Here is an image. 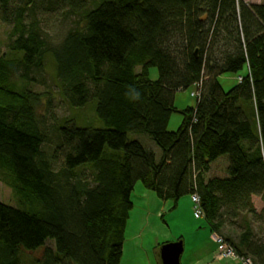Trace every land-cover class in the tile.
Instances as JSON below:
<instances>
[{"label":"trees","instance_id":"16d2710c","mask_svg":"<svg viewBox=\"0 0 264 264\" xmlns=\"http://www.w3.org/2000/svg\"><path fill=\"white\" fill-rule=\"evenodd\" d=\"M56 11L78 21L52 47L37 16ZM0 22L12 55L0 50V181L18 203H0V264H120L137 183L174 205L196 194L214 235L241 220L238 242L225 241L264 264V209L251 200L264 204V3L0 0ZM49 62L61 101L92 105L101 128L71 117L50 134L55 98L31 90ZM223 75L240 81L224 91ZM190 87L195 107L169 132L174 95Z\"/></svg>","mask_w":264,"mask_h":264},{"label":"rangeland","instance_id":"374dc122","mask_svg":"<svg viewBox=\"0 0 264 264\" xmlns=\"http://www.w3.org/2000/svg\"><path fill=\"white\" fill-rule=\"evenodd\" d=\"M98 0H89L93 5ZM247 5H259L263 4L264 0H245ZM67 11H56L45 14L38 13L37 19L39 22V29L41 30L46 41L50 46L59 45L65 38L67 32L74 26L78 21L76 16L65 15ZM9 28L0 22V46L1 53L7 54V57H11L7 45V34ZM149 80L156 81L158 78L157 70L152 68L149 70ZM37 80L43 79L44 85H32L31 90L37 93L49 92L55 98L53 103V112L52 118L47 116L48 120V131L52 135L53 127L56 124H60L66 119L71 117H76L79 120L78 125L83 127L88 124H91L95 128H101L102 124L95 118L94 112H92V105L88 106L87 109L81 112H74L69 110V108L61 101L55 84L54 79V70L49 63H46L45 73L42 74V77H38ZM219 83L221 84L224 91H228L233 85L236 84V81L240 79L236 78L235 75H223L218 78ZM195 88L190 87L183 91H178L174 95V108L176 113H173L170 117L167 131L174 132L178 129L181 124L182 116L180 113L187 108H194L196 104L195 99ZM43 114L40 112L39 114ZM141 144H145L151 148L149 141L138 138ZM51 141V139H50ZM51 144V143H50ZM49 146V143L47 144ZM153 149V148H152ZM156 149V148H154ZM156 153L159 151L154 150ZM227 167V158L219 159L215 165H213L210 177L212 176H223L225 174V169ZM143 191H147L143 188L140 183H137L134 186L133 190V200L134 203L132 211L130 213V218L128 220L126 230H125V242L122 250V258L120 264H161L160 252L161 248L166 245L165 240H170L168 244H173L180 242L183 246V254L181 256L180 264H242L240 261L235 260H224L217 261L214 258V254L217 250L216 237L225 239H230L234 243L238 242L239 237L241 236L244 226L241 220L236 222V225L232 228H225L221 234H215L213 236L216 248L212 253V258L208 256V243L205 239L209 236L208 226L203 217L196 219L194 217L193 205L191 203L190 196H184L179 199L176 205L168 201L163 202L157 197L155 198L160 205L162 206L161 213L158 216L153 218L150 216V224L147 223V226L141 230L140 227L142 224H139L137 219L140 216V213H149V210L154 209L156 204L150 202L151 199L147 201H140V198L143 195ZM152 193V192H149ZM153 195V194H152ZM155 195V194H154ZM154 197V196H153ZM253 207L256 213L260 214L264 209V204L259 197H252ZM0 203L10 206L13 208L18 207L17 200L12 194V191L4 186L0 181ZM152 205V206H151ZM148 208V211H144V207ZM135 207V208H134ZM158 211V209H157ZM154 214V213H153ZM148 215V214H147ZM140 218V217H139ZM152 219L156 221V226L152 224ZM137 228H141L139 231ZM250 228L253 232L255 238H261V224L256 221H251ZM163 235L158 240L157 235ZM164 238V239H163ZM167 238V239H166ZM174 240V241H173ZM176 240V241H175ZM173 241V242H172ZM227 245L228 242L225 241ZM52 247V245H49Z\"/></svg>","mask_w":264,"mask_h":264},{"label":"crops","instance_id":"0c3cea01","mask_svg":"<svg viewBox=\"0 0 264 264\" xmlns=\"http://www.w3.org/2000/svg\"><path fill=\"white\" fill-rule=\"evenodd\" d=\"M144 193H143V195H142V197L140 198V201H147V199H151L150 200V202L151 203H153V204H156V208H155V211H154V209H152V210H149V213H147V214H145V213H140L139 215V217H138V219H137V221H138V223L139 224H142L140 227L142 228H140L141 230H143L146 226H147V223L148 224H150V220H151V218H153L154 217V215L155 216H158L160 213H161V209H162V206H164L163 204L162 205H160V203L155 199L156 197H155V195L153 194V193H149V191H143ZM153 194V195H152ZM154 196V197H153ZM131 201H132V204L134 203V200H133V192H132V195H131ZM133 206H135V205H133ZM152 206V205H151ZM136 207V206H135ZM134 207V208H135ZM157 209H158V211H157ZM145 210H147L148 211V208H147V206L146 207H144V211ZM154 213V214H153ZM152 215V217L150 218V216ZM152 224L153 225H155L156 226V221L154 220V219H152ZM139 228H137V230L139 231L140 230ZM208 230H209V228H208ZM157 235V234H156ZM213 233L212 232H210V230H209V236L208 237H206V243H208L209 245H208V248H209V253H208V256H210V258H212V253H213V251L215 250V248H216V245H215V242H214V239H213ZM160 237H163V235H157V238H158V240H160ZM164 239V238H163ZM167 239V238H166ZM174 241V240H173ZM172 241V242H173ZM176 241V240H175ZM170 242V240H165L164 241V243H169ZM184 246V245H183ZM184 251V250H183ZM180 260H181V258H180Z\"/></svg>","mask_w":264,"mask_h":264},{"label":"built area","instance_id":"2783aa9c","mask_svg":"<svg viewBox=\"0 0 264 264\" xmlns=\"http://www.w3.org/2000/svg\"><path fill=\"white\" fill-rule=\"evenodd\" d=\"M191 203L193 205V211H194V217L196 219H200L203 217L201 208H200V199L199 197L195 195L190 196ZM216 240V245H217V250L216 253L214 254V258L217 261H224V260H237L240 261L242 264H252L250 259L246 258H240L235 251L233 250L232 247H229L223 238H215Z\"/></svg>","mask_w":264,"mask_h":264},{"label":"water","instance_id":"95a60500","mask_svg":"<svg viewBox=\"0 0 264 264\" xmlns=\"http://www.w3.org/2000/svg\"><path fill=\"white\" fill-rule=\"evenodd\" d=\"M183 254V245L180 242L166 244L161 248V264H180V258Z\"/></svg>","mask_w":264,"mask_h":264},{"label":"clouds","instance_id":"9594fccd","mask_svg":"<svg viewBox=\"0 0 264 264\" xmlns=\"http://www.w3.org/2000/svg\"><path fill=\"white\" fill-rule=\"evenodd\" d=\"M139 98V93H136V95L133 97V99H138Z\"/></svg>","mask_w":264,"mask_h":264},{"label":"bare ground","instance_id":"6f19581e","mask_svg":"<svg viewBox=\"0 0 264 264\" xmlns=\"http://www.w3.org/2000/svg\"><path fill=\"white\" fill-rule=\"evenodd\" d=\"M214 236V235H213ZM229 247H232L230 244L228 245ZM234 250V249H233ZM235 251V250H234ZM236 253V252H235Z\"/></svg>","mask_w":264,"mask_h":264}]
</instances>
